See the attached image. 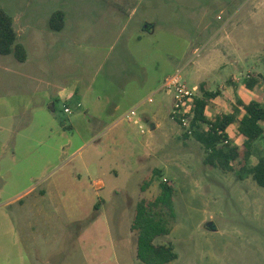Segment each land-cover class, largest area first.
I'll use <instances>...</instances> for the list:
<instances>
[{"label":"rangeland","instance_id":"1","mask_svg":"<svg viewBox=\"0 0 264 264\" xmlns=\"http://www.w3.org/2000/svg\"><path fill=\"white\" fill-rule=\"evenodd\" d=\"M0 8L27 52L23 62L0 54V264H145L131 225L137 202L162 183L175 190L171 232L156 241L175 247L167 264H264V188L239 177L236 163H208L195 132L210 123L189 132L170 118L172 94L161 89L180 70L195 91L193 114L205 90L220 91L207 100L208 121L264 92V0H0ZM59 11L57 31L50 20ZM216 73L212 90L198 87ZM134 108L146 133L126 116ZM148 110L167 125L149 148ZM237 125L229 143L239 145Z\"/></svg>","mask_w":264,"mask_h":264},{"label":"trees","instance_id":"2","mask_svg":"<svg viewBox=\"0 0 264 264\" xmlns=\"http://www.w3.org/2000/svg\"><path fill=\"white\" fill-rule=\"evenodd\" d=\"M63 13L52 15L50 25L54 30H61L64 26ZM17 30L14 18L0 8V54H14L19 61H25L27 52L22 44L17 43ZM258 82L250 78L246 85L253 89ZM218 92L204 91L202 98H196L195 114L192 126L197 122L210 123L209 131H196V138L208 150L206 161L224 170H235L236 165L241 173L249 174L256 183L264 188V151L258 149V142L264 139V97L249 102L238 101L230 113L218 116L214 121H208L205 113L207 100L216 96ZM238 124L237 130L242 142L229 143L228 127ZM227 140L225 147L218 144ZM256 155L257 161L251 163ZM150 181L142 186L146 189ZM174 187L166 183L161 184V191L154 199L142 198L137 202L135 216L131 225L136 233L137 258L145 264H167L177 258L175 247L168 243H157V238L171 232V221L174 217Z\"/></svg>","mask_w":264,"mask_h":264},{"label":"built area","instance_id":"3","mask_svg":"<svg viewBox=\"0 0 264 264\" xmlns=\"http://www.w3.org/2000/svg\"><path fill=\"white\" fill-rule=\"evenodd\" d=\"M161 89H164L168 93L172 94V109L170 111V118L176 120L179 124L185 126L189 132H191V124L193 119L192 105L195 98V91H193L183 79L181 71L178 70L165 77ZM149 102H153V98H148ZM66 113H71L69 106L64 107ZM126 116L130 121L132 117L136 116L135 108L128 111ZM125 116L122 117L124 119ZM133 122L139 125L140 129L144 131L143 126L138 119H134ZM225 142H228L225 140Z\"/></svg>","mask_w":264,"mask_h":264},{"label":"crops","instance_id":"4","mask_svg":"<svg viewBox=\"0 0 264 264\" xmlns=\"http://www.w3.org/2000/svg\"><path fill=\"white\" fill-rule=\"evenodd\" d=\"M220 16H218V18H219ZM222 29L224 30L225 29V24H223V25H221L217 30H216V32H220V31H222ZM215 49V48H214ZM216 51V53H217V56H215L214 57V63L216 64V67H218L216 70H218V72H221L222 70H223V67L225 66V63H224V60H222L223 59V57H222V55H219L220 53H221V51H218L217 49L215 50ZM220 52V53H219ZM222 52H224V55L226 56L227 54H226V52L225 51H222ZM211 56H213V54L211 55ZM227 57H229V55H227ZM221 59L219 62H218V64L216 63V59ZM236 64H238V61L236 62ZM216 76H219V77H216ZM221 76L219 75V73H216L215 75H213L212 77H211V79H209V80H203L202 82H200L199 84H198V87L200 86V88L202 89V90H204V88L205 87H207V88H209V90H212V88H210L211 87V83H212V81L213 82H216L215 80H216V78L218 79V78H220ZM236 78V77H235ZM212 87H213V85H212ZM206 89V88H205ZM206 91V90H205ZM208 91V90H207ZM227 91H229V89H227ZM262 91V92H261ZM217 94H221L220 93V91H218L217 90ZM216 94V96H214V97H211V99H213V102H216V99H218L219 97H218V95ZM255 98H252V99H250L249 101H251V100H254V99H259V98H263L264 97V92H263V90L262 89H260L259 90V88L258 89H256L255 90ZM226 98H228L227 96H226ZM228 100V99H227ZM165 101V99H163L162 98V100H161V104H160V106H162L163 105V102ZM249 101H244V102H249ZM228 102V101H227ZM207 111H208V109H207V107H206V109H205V113H207ZM230 112H232V111H230ZM230 112H227V113H230ZM125 113H127V112H125ZM142 113V118H143V120L144 121H147V122H150L151 123V131L148 133V136L146 137V141H145V146L147 147V148H149L150 147V144L151 143H153V141H157V143H160V142H162V141H160V139L161 138H165V137H167V134H166V131H165V129L167 128V125H165L164 123H162V122H160V120L158 119L159 118V116H158V112H150V110H148V112H146V111H142L141 112ZM124 114V113H123ZM121 119H122V117H121ZM123 120V119H122ZM140 122V121H139ZM233 125V124H232ZM230 127H231V125L228 127V129H227V131H228V133H229V129H230ZM140 132H142V133H146L147 131H140ZM240 136V135H239ZM241 138V137H240ZM153 140V141H152ZM155 141V142H156ZM159 147H160V145H159ZM98 182H102V183H104L102 180H98Z\"/></svg>","mask_w":264,"mask_h":264}]
</instances>
